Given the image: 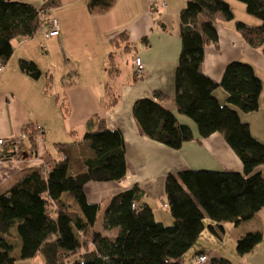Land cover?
<instances>
[{
  "label": "trees",
  "instance_id": "16d2710c",
  "mask_svg": "<svg viewBox=\"0 0 264 264\" xmlns=\"http://www.w3.org/2000/svg\"><path fill=\"white\" fill-rule=\"evenodd\" d=\"M245 12L260 20L249 25L236 20V32L264 57V0H237ZM116 0H88L90 14H104ZM233 19L226 0H185L179 12L181 49L174 74L176 110L196 125L199 137L219 132L240 158L242 172L181 170L165 179V206L172 223L165 225L152 210L138 201L142 189L134 184L112 195L103 209V228H119L115 236L96 229L101 206L89 203L84 193L88 181H117L126 173L124 140L120 131L110 130L105 120L92 115L83 136L70 143H54L60 158L43 165L18 170L0 183V264L41 257L45 264H178L204 229V218L213 224L212 233L223 231L222 222L238 226L264 206V176L256 170L264 165V143L256 139L248 122L238 113L259 107L261 80L248 62H229L220 82L203 71L204 49L217 44L216 24ZM38 10L32 4L0 0V63L12 54V40L30 37L39 27ZM121 37H126L120 34ZM127 46H124L126 50ZM109 70L115 73L112 53ZM19 68L32 78L41 72L30 60L20 59ZM136 79V78H135ZM227 93L221 103L214 90ZM102 106L117 98L107 94ZM162 92L133 104L134 118L143 134L177 149L194 136L190 127L179 123L175 114L161 103ZM29 148L35 154L33 124L23 128ZM17 156L13 142L6 143L0 160ZM71 199V201H70ZM262 240L260 231H249L235 242L238 255L254 249ZM209 264H234L223 256L210 257Z\"/></svg>",
  "mask_w": 264,
  "mask_h": 264
},
{
  "label": "crops",
  "instance_id": "0c3cea01",
  "mask_svg": "<svg viewBox=\"0 0 264 264\" xmlns=\"http://www.w3.org/2000/svg\"><path fill=\"white\" fill-rule=\"evenodd\" d=\"M16 1L30 3L37 10L48 4L53 5L49 16L56 18L59 30L57 36L44 37L42 30L47 20L45 15H39L37 31L30 37L14 38L12 54L8 60L0 63V137H16L28 123L35 128L40 126V131L34 134V156L27 154L29 142L25 138L14 159L0 161V183L23 168L39 165L47 168L52 159L61 156L53 144L79 140L92 115L104 119L110 130L120 131L124 140V177L117 181H88L84 184L87 201L101 206L96 229L99 224V229H103L105 235L114 236L119 229L103 228V209L107 200L134 184L142 189L138 203L147 205L156 220L170 225L172 217L165 206V179L169 173L200 169L242 172L240 158L222 134L214 132L199 137L195 123L179 113L174 104V74L181 49L179 12L185 0H116L114 6L104 14L88 13V0ZM226 1L231 7L233 19L216 24L218 42L205 47L203 71L214 81L220 82L226 65L231 61L240 60L253 66L262 83L259 107L253 112L238 110V113L243 121L248 122L251 134L264 143V57L236 32L234 22L238 18L234 15L232 2ZM243 22L249 25L260 23H254L248 17ZM121 33L126 37H121ZM37 35H40L38 39ZM121 43L127 46L126 62L129 67V73L122 78L119 77L116 59ZM109 53H112L115 73L109 70ZM135 53L144 63L145 72L141 76L133 73L131 58ZM20 59L33 61L41 75L32 78L22 72ZM45 60L48 65L45 64L46 68H43L40 61ZM57 71H60L58 78ZM67 71L68 79L65 77ZM48 72L56 77L48 78ZM156 91L168 97L161 104L175 114L179 123L188 125L192 130L194 137L184 141L177 149L143 134L134 118L132 109L135 101L152 97ZM108 93L114 95L117 101L105 108L101 99L105 101ZM214 95L221 103H226L227 93L221 86L214 90ZM256 170L264 176V165H258ZM207 224H213V221L209 220ZM221 224L224 234L228 230L232 233L233 243L249 231H260L262 240L243 255H238L236 250L224 254L220 249L197 245L186 261L184 256L195 246V242L177 259V263L192 264L196 255L206 254L209 258L226 257L234 264H264V206L238 226L231 225V222ZM229 226L235 227L229 229ZM219 242L223 245L224 236ZM15 252L17 264L24 259L18 257L19 247Z\"/></svg>",
  "mask_w": 264,
  "mask_h": 264
},
{
  "label": "rangeland",
  "instance_id": "374dc122",
  "mask_svg": "<svg viewBox=\"0 0 264 264\" xmlns=\"http://www.w3.org/2000/svg\"><path fill=\"white\" fill-rule=\"evenodd\" d=\"M230 1L232 2V9H233L234 15L240 21H243V19H245V17H248L254 23L260 22V20L257 17L250 15V14H247L245 12V6L242 2H239L237 0H230ZM246 15H248V16H246ZM37 36H36V39H38L40 37V35H37ZM124 46H125V44L121 43V45L119 46L117 57H116L117 65H118L119 70H120V76H119L120 78L127 76V74L129 73L128 72L129 67H128L127 62H126V60L128 58V51L124 50ZM42 57L44 58V56H42ZM40 62H41V66L43 68H46L44 66L45 64H46V66L48 65L47 60H45V62L44 61H40ZM53 62L56 63V60L54 57H53ZM48 76H50L48 78L56 77V75L54 76V73H51V74L49 73ZM59 76H60V71H57V78ZM65 77H66V79L69 78L68 71L66 72ZM209 220L210 219L207 217L204 218L205 228H204V230H202L200 236L198 237V239L195 243V246H193V248H191V250H189V252H187L185 254L184 257H185L186 261L191 257V254L194 253V251H195L194 249L197 247V245H199L200 247L206 246L207 248L212 249V250L220 249V250H222V252L224 254H229L230 251L235 250V243H233V241H232V233L229 230L225 234L219 230H217V234L212 233L209 230L208 224H207V222H209ZM98 225L99 224H97V230L102 232L103 229H99ZM231 225H234V224L232 223ZM231 227H235V226H229V229H234ZM104 234H106V233H104ZM222 236H224V239H225V242L223 243V245H221L219 242ZM17 264H45V262L41 257H35V258L32 257V258H28V259H24L22 261H19ZM188 264H190V263H188ZM192 264H193V262H192Z\"/></svg>",
  "mask_w": 264,
  "mask_h": 264
},
{
  "label": "built area",
  "instance_id": "2783aa9c",
  "mask_svg": "<svg viewBox=\"0 0 264 264\" xmlns=\"http://www.w3.org/2000/svg\"><path fill=\"white\" fill-rule=\"evenodd\" d=\"M162 7L165 6L164 2L161 3ZM53 10V5L48 4L38 10V15H45L47 20V25L43 28L44 37H51L58 35V23L56 18L49 16L50 12ZM131 64L133 67V73L135 76H141L145 72L144 63L138 54H133L131 58ZM2 67L0 66V71ZM36 131H40V126L36 127ZM39 135V134H38ZM26 138V134L22 132L20 135L12 139H4L0 137V152L6 143L13 142L15 145V152L18 154L20 152L21 141ZM1 161V160H0ZM193 264H209L210 258L206 254L196 255L192 259Z\"/></svg>",
  "mask_w": 264,
  "mask_h": 264
}]
</instances>
